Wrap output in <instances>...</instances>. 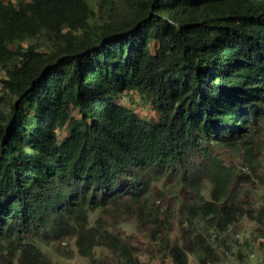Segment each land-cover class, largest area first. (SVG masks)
Here are the masks:
<instances>
[{"label": "trees", "instance_id": "obj_1", "mask_svg": "<svg viewBox=\"0 0 264 264\" xmlns=\"http://www.w3.org/2000/svg\"><path fill=\"white\" fill-rule=\"evenodd\" d=\"M128 3L124 19L93 29L87 0L0 1V91L10 95L0 96V264H55L45 251L64 237L81 256L99 245L135 264L132 247L89 213L138 207L177 171L194 193L189 215L218 231L264 217L234 188L250 182L240 173L254 172L264 127V0ZM64 28L81 36L50 53L18 45ZM132 92L149 98L156 121L120 104ZM222 150L239 159L227 164ZM198 238L169 246L172 263L214 261Z\"/></svg>", "mask_w": 264, "mask_h": 264}, {"label": "rangeland", "instance_id": "obj_2", "mask_svg": "<svg viewBox=\"0 0 264 264\" xmlns=\"http://www.w3.org/2000/svg\"><path fill=\"white\" fill-rule=\"evenodd\" d=\"M87 2L93 12V16L89 17V24L93 29L105 21L124 19L131 11L128 0ZM67 32L71 34L68 35ZM81 32L79 28H64L61 34L57 35L42 30L18 45H33L39 52L50 53L58 45L74 43L77 37L81 36ZM68 37L69 40H66ZM154 45L152 44V51L155 49ZM11 47L16 48L15 45ZM4 77L5 72L0 67V79ZM0 96L10 97L4 90L0 91ZM120 104L134 110L148 121H156L159 118L148 97H141L132 92L125 95ZM4 112L0 107V113ZM71 115L79 116L76 109L71 110ZM66 134L65 128L58 129L57 139L61 140ZM258 143V151L252 162L254 172L249 168L240 173L243 179H249L250 182H238L234 188L239 199L246 201L248 207L264 213V127ZM221 154L225 156L227 164L235 163L239 159L228 157L224 150ZM182 177L181 171L164 175L150 184L149 192L140 206L127 208L125 203L114 205L105 212L95 210L89 213V222L93 225L99 220L109 231L132 247L135 264H173L168 247L193 246L198 237L206 238L208 245L214 248L216 259H207V264H264V217L261 222L242 217L225 230L218 231L208 220L189 215L194 193L184 186ZM199 188L200 195L205 200H210V184L201 180ZM45 252L55 264H127L120 256L99 245L94 247L91 258L81 256L74 239L68 237L51 243ZM188 264L200 263L196 255L188 254Z\"/></svg>", "mask_w": 264, "mask_h": 264}, {"label": "built area", "instance_id": "obj_3", "mask_svg": "<svg viewBox=\"0 0 264 264\" xmlns=\"http://www.w3.org/2000/svg\"><path fill=\"white\" fill-rule=\"evenodd\" d=\"M0 87H1V84H0Z\"/></svg>", "mask_w": 264, "mask_h": 264}]
</instances>
